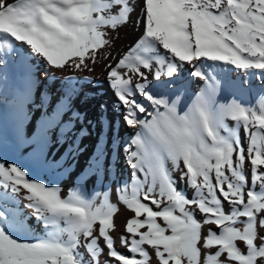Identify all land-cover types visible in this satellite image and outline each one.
Returning a JSON list of instances; mask_svg holds the SVG:
<instances>
[{"label": "snow or ice", "instance_id": "1", "mask_svg": "<svg viewBox=\"0 0 264 264\" xmlns=\"http://www.w3.org/2000/svg\"><path fill=\"white\" fill-rule=\"evenodd\" d=\"M135 11L133 0H0V60L16 54L89 72L101 62L131 130L120 146L129 178L116 189L118 203L108 191L96 192V203L82 186L63 197L60 187L0 159V264H101L102 256L103 264H264V0H140L133 22ZM129 23L140 35L113 57L105 51L111 33ZM214 64L241 74L231 85L241 93L259 79V99L222 97L218 74L206 71ZM185 65L203 81L186 104L168 92ZM23 89L21 125L34 103L30 78ZM74 95L61 96L26 143L42 152L41 133L60 124ZM49 101L43 95L37 106ZM73 118L79 114L62 133ZM109 154L98 143L85 171L98 176ZM21 192L30 216L17 203ZM121 204L132 214L119 237L124 251L111 234ZM32 219L43 225L39 236Z\"/></svg>", "mask_w": 264, "mask_h": 264}, {"label": "bare ground", "instance_id": "2", "mask_svg": "<svg viewBox=\"0 0 264 264\" xmlns=\"http://www.w3.org/2000/svg\"><path fill=\"white\" fill-rule=\"evenodd\" d=\"M133 3L136 7L132 15L134 22L138 19L140 0H133ZM139 35L140 29L129 23L111 33L113 46L105 51H110L111 55L116 57L125 52ZM188 71L189 68L185 65L180 75L174 78V87L168 89L170 96L176 92L181 93L185 104L203 87V81L189 77ZM206 71L210 74H218L223 87L222 97L232 92L245 102H249L253 97L255 100L259 99L256 95L261 85L259 79H252L250 92L241 93L231 87L241 75L231 66L221 68L218 64H214ZM69 77L72 79H68ZM28 78L32 82L33 94L39 86L41 95L37 104L29 103L25 106L28 119L21 125L18 110L24 90L23 84ZM72 90H75V95L71 100V110L63 114L59 125L41 133L42 136H47V144L42 152L38 150L37 143H26L32 141L38 128L42 127V117L50 116L60 97ZM43 95L50 97L46 109L37 106L41 103ZM116 101L117 98L106 80V72L101 62H98L91 72L75 69L60 71L48 69L31 57L16 54L6 56L0 60V156L3 160L9 163L15 162L28 170L32 177L44 181L48 186L60 187L63 197L67 195L69 189L82 186L86 197L89 199L95 197L96 203H99L102 197L95 196V193L105 191L110 193L112 202L116 200L118 203L116 189L129 178V169L120 146L129 139L131 130L122 120L123 109ZM102 105L104 107H101ZM73 112L79 114V119L73 118V122L69 125L71 130L62 133V126L69 123ZM101 142L110 153L108 156L110 163L106 169H101L97 176L86 172L85 169L88 167L87 162L96 152L97 144ZM77 146L80 151L75 153L73 159L69 152ZM176 174L179 173H173L175 179ZM177 185L185 189L184 184L179 180ZM23 196L24 193L21 192L19 198L23 199ZM23 200L26 205L28 201ZM20 208L29 216L32 214L31 209ZM131 215L121 204L114 218L121 222Z\"/></svg>", "mask_w": 264, "mask_h": 264}, {"label": "rangeland", "instance_id": "3", "mask_svg": "<svg viewBox=\"0 0 264 264\" xmlns=\"http://www.w3.org/2000/svg\"><path fill=\"white\" fill-rule=\"evenodd\" d=\"M40 95H41V87L38 86V87L36 88L34 94H33L34 103H31V104H37L38 101H39ZM243 135H244V132L241 130V131L239 132V136L241 137V140L246 144V141H244V136H243ZM0 159H2L1 156H0ZM249 169H250V165H249L248 163H246V164H245V172H246V174L249 172ZM177 175H178V176H177ZM179 175H180V174H176V175H175L177 181L179 180ZM177 186H178L177 188L180 189V190H183V189H184V188H181L180 185H177ZM68 191H69V190H68ZM184 191H185V193H186L188 196H191V195H192V191H191L190 189H186V188H185ZM65 197H66V195H65ZM17 203L19 204L20 207H24V205H25L24 200H23L22 198H19V197H17ZM113 203H116V200L113 201ZM224 207H225V210L228 209V205H227V204H225ZM128 218H129V217H128ZM128 218H125L124 220H121V222H120V221L118 222V221H117V218H114V220H115V225H116V230H115L114 232H112L111 234H112L113 237L115 238V244H116L117 249H119L120 251H124V249H122V248L120 247V240H119V237H120V235L124 232V225H125L126 220H127ZM197 218L200 219V214H199V213H197ZM29 222L32 224L33 229H34L35 232H36V235L39 236V235L41 234L42 229H43V225H42V224H38V223H37L35 220H33V219H32V221H29ZM118 223H119V224H118ZM119 227H120V228H119ZM81 251H82V249H81ZM105 258H106V256H102V257H101V264H103V261H104Z\"/></svg>", "mask_w": 264, "mask_h": 264}]
</instances>
